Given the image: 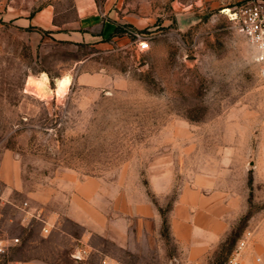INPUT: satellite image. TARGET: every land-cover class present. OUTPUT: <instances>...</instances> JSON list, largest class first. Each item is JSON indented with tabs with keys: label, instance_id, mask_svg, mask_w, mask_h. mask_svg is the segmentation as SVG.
Listing matches in <instances>:
<instances>
[{
	"label": "rangeland",
	"instance_id": "1",
	"mask_svg": "<svg viewBox=\"0 0 264 264\" xmlns=\"http://www.w3.org/2000/svg\"><path fill=\"white\" fill-rule=\"evenodd\" d=\"M75 1L0 0V232L19 239L0 264L29 249L73 264L58 225L118 264H224L264 214V74L223 9L264 0H95L113 33L65 40ZM46 9L50 30L33 22ZM194 192L221 233L196 260L171 230Z\"/></svg>",
	"mask_w": 264,
	"mask_h": 264
},
{
	"label": "crops",
	"instance_id": "2",
	"mask_svg": "<svg viewBox=\"0 0 264 264\" xmlns=\"http://www.w3.org/2000/svg\"><path fill=\"white\" fill-rule=\"evenodd\" d=\"M75 12L77 14L75 28L68 31L67 34L61 33L63 39L88 41L94 36L107 37L113 33L115 23L106 18V13L99 8L95 0H76ZM33 22L48 30L57 27L53 24V11L51 9L41 11ZM94 28H97L95 32H93ZM80 200L83 201L84 198L75 195L71 203H76ZM225 200L228 201L227 206L231 204L228 198ZM178 205L179 207L171 222L172 234L178 242L189 246L190 259L204 258L212 250L214 241L221 235L220 231L212 230L209 226L213 215L211 199L201 196L199 192H194L193 195H182ZM244 208L245 205H242L241 209L243 210ZM189 209H194L197 212L193 213ZM185 210H188L187 213L184 212ZM200 212L207 216V221H209L204 226L199 223L198 213ZM71 216L81 222V224L91 227L89 220L77 217L78 213L76 211L72 212ZM253 221V236L244 250L241 264H264V214ZM92 228L96 231L94 226ZM49 232L52 235L49 242L56 244L59 252L69 253L67 256L71 258L70 260L73 264H93L91 259L94 257H101L100 261L105 264H118L114 258L91 244V231H86L76 236L58 225ZM0 235H3V232H0ZM57 237L64 239L66 244L55 242ZM14 245L16 246V244ZM81 249H85L87 255L83 258H76L74 255ZM26 252L25 256L14 258L9 264H66L62 262L63 257H60L59 254L54 253L53 255L43 256L34 249H29Z\"/></svg>",
	"mask_w": 264,
	"mask_h": 264
},
{
	"label": "built area",
	"instance_id": "3",
	"mask_svg": "<svg viewBox=\"0 0 264 264\" xmlns=\"http://www.w3.org/2000/svg\"><path fill=\"white\" fill-rule=\"evenodd\" d=\"M223 11L228 15L233 27L240 33H242L247 41L253 35H260L264 33V1H260L257 4L242 5L236 9L230 10L229 8H224ZM137 49L139 51H145L149 48V42L145 39L138 40L136 42ZM250 44V42H249ZM145 45L147 47H145ZM262 65V73L264 74V61H257ZM27 203H23V209L26 216L31 218H38L35 214L29 212L27 209ZM45 233L48 232V228L43 227ZM253 236V230H245L237 241L235 247L229 253L224 264H241L242 256L245 248L248 246ZM19 239L17 237L8 238L4 235H0V255H5L9 248L17 244ZM87 255L85 249H81L74 256L76 258H83Z\"/></svg>",
	"mask_w": 264,
	"mask_h": 264
},
{
	"label": "clouds",
	"instance_id": "4",
	"mask_svg": "<svg viewBox=\"0 0 264 264\" xmlns=\"http://www.w3.org/2000/svg\"><path fill=\"white\" fill-rule=\"evenodd\" d=\"M250 52L252 61H264V33L253 35L249 38Z\"/></svg>",
	"mask_w": 264,
	"mask_h": 264
},
{
	"label": "bare ground",
	"instance_id": "5",
	"mask_svg": "<svg viewBox=\"0 0 264 264\" xmlns=\"http://www.w3.org/2000/svg\"><path fill=\"white\" fill-rule=\"evenodd\" d=\"M47 78L45 76H42L40 78H29V84L31 86H35L36 89H39L43 92H45V88L47 87ZM68 84V79L66 77H61L56 80V91L61 90Z\"/></svg>",
	"mask_w": 264,
	"mask_h": 264
},
{
	"label": "snow or ice",
	"instance_id": "6",
	"mask_svg": "<svg viewBox=\"0 0 264 264\" xmlns=\"http://www.w3.org/2000/svg\"><path fill=\"white\" fill-rule=\"evenodd\" d=\"M145 47H147V46L145 45Z\"/></svg>",
	"mask_w": 264,
	"mask_h": 264
}]
</instances>
